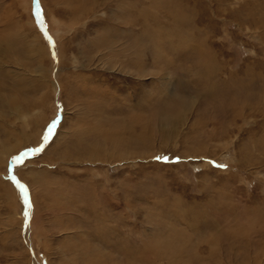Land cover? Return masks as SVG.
<instances>
[{"label": "rangeland", "instance_id": "rangeland-1", "mask_svg": "<svg viewBox=\"0 0 264 264\" xmlns=\"http://www.w3.org/2000/svg\"><path fill=\"white\" fill-rule=\"evenodd\" d=\"M0 264H264V0H0Z\"/></svg>", "mask_w": 264, "mask_h": 264}, {"label": "snow or ice", "instance_id": "snow-or-ice-1", "mask_svg": "<svg viewBox=\"0 0 264 264\" xmlns=\"http://www.w3.org/2000/svg\"><path fill=\"white\" fill-rule=\"evenodd\" d=\"M37 15H39V13H38V12H37ZM24 202H25V205H27V203H28V202H27V199H25V201H24Z\"/></svg>", "mask_w": 264, "mask_h": 264}]
</instances>
